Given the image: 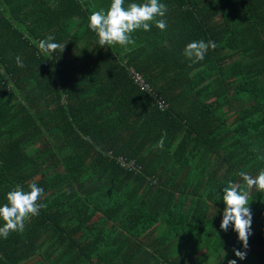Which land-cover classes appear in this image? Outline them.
<instances>
[{"label":"trees","instance_id":"obj_1","mask_svg":"<svg viewBox=\"0 0 264 264\" xmlns=\"http://www.w3.org/2000/svg\"><path fill=\"white\" fill-rule=\"evenodd\" d=\"M111 3L0 0V207L33 183L46 205L0 237V264H264V192L247 249L220 229L223 188L264 171V0H159L165 30L101 48L89 17Z\"/></svg>","mask_w":264,"mask_h":264},{"label":"clouds","instance_id":"obj_2","mask_svg":"<svg viewBox=\"0 0 264 264\" xmlns=\"http://www.w3.org/2000/svg\"><path fill=\"white\" fill-rule=\"evenodd\" d=\"M123 5L124 0H112L106 12L103 9L94 11L89 17V28L97 34L101 48L105 45L127 46L134 43L130 34L141 28L149 31L151 29L149 22H154L160 30L167 28L166 20L162 19L166 15L167 6L159 3V0H147L146 3L142 4L130 3L126 8ZM64 47L65 45L55 43L54 37L51 36L38 42L40 52L49 56H52L57 49L63 51ZM215 47L216 44L213 41L207 43L203 40L193 41L185 47L183 54L192 63H197L205 58L209 49H215ZM16 64L20 68L24 67L21 57H16ZM160 102L158 101L159 108L162 111L169 108L166 102H164V108H161ZM165 137L166 133H163L160 141H158V147L161 149L164 146ZM260 159H264V157H260ZM132 162L133 165H136L135 161L129 163ZM239 175L244 181V185L229 182L223 188L225 208L220 229L227 232L231 225L238 234V240L242 242L244 249H247L252 223V213L248 200L249 190L255 187L257 191L264 192V171H261L256 177L244 171H241ZM29 187L30 191H25L17 185L14 190L7 193V203L0 207V219L5 222L3 227H0V237L7 239L11 232L23 231L25 219L30 215H38L39 211L46 207L43 203H37L43 197L44 190L35 183ZM234 253L240 260L246 257V252L234 250ZM228 264H236V260H230Z\"/></svg>","mask_w":264,"mask_h":264},{"label":"built area","instance_id":"obj_3","mask_svg":"<svg viewBox=\"0 0 264 264\" xmlns=\"http://www.w3.org/2000/svg\"><path fill=\"white\" fill-rule=\"evenodd\" d=\"M136 78L139 80H141V78L139 77L138 74H136ZM160 106L161 108H164V102H160ZM120 163L123 167H131L132 169L136 168V165H133V162L132 163H127L124 159H120Z\"/></svg>","mask_w":264,"mask_h":264},{"label":"crops","instance_id":"obj_4","mask_svg":"<svg viewBox=\"0 0 264 264\" xmlns=\"http://www.w3.org/2000/svg\"><path fill=\"white\" fill-rule=\"evenodd\" d=\"M202 249H203V250H201V251L196 255V257H197L199 254L205 252V250H207L206 248H202ZM204 249H205V250H204Z\"/></svg>","mask_w":264,"mask_h":264},{"label":"rangeland","instance_id":"obj_5","mask_svg":"<svg viewBox=\"0 0 264 264\" xmlns=\"http://www.w3.org/2000/svg\"><path fill=\"white\" fill-rule=\"evenodd\" d=\"M207 264H214V261L210 260L209 263H207ZM236 264H239V263L237 262Z\"/></svg>","mask_w":264,"mask_h":264}]
</instances>
